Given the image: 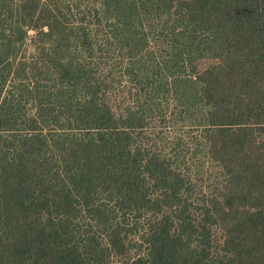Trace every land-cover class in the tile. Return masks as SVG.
Returning <instances> with one entry per match:
<instances>
[{"label": "trees", "instance_id": "1", "mask_svg": "<svg viewBox=\"0 0 264 264\" xmlns=\"http://www.w3.org/2000/svg\"><path fill=\"white\" fill-rule=\"evenodd\" d=\"M0 264H264V0H0Z\"/></svg>", "mask_w": 264, "mask_h": 264}, {"label": "rangeland", "instance_id": "2", "mask_svg": "<svg viewBox=\"0 0 264 264\" xmlns=\"http://www.w3.org/2000/svg\"><path fill=\"white\" fill-rule=\"evenodd\" d=\"M30 35H33V32H30ZM229 64H230V61L227 58L206 57V58L200 59L199 68H200V70H205V69H210V68H222V67L228 66ZM177 124H178L179 128H176L174 130H171L172 128H168L167 131H169L168 133H170V135L175 134L174 131H178V134L181 132L184 134V131L186 132V129L183 128L182 126L187 125V123L181 121V122H178ZM192 126H194V125H192ZM193 130H198V128L195 126V128ZM211 166H213V163L210 161H207V159H206L205 160L206 169L208 167L210 169ZM212 174L217 175V173H215V172H213ZM207 182H208V179H204V183H201V184L207 185L206 184Z\"/></svg>", "mask_w": 264, "mask_h": 264}]
</instances>
